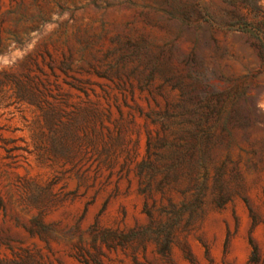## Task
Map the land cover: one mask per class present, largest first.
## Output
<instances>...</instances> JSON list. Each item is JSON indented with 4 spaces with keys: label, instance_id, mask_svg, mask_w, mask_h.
I'll return each instance as SVG.
<instances>
[{
    "label": "rangeland",
    "instance_id": "374dc122",
    "mask_svg": "<svg viewBox=\"0 0 264 264\" xmlns=\"http://www.w3.org/2000/svg\"><path fill=\"white\" fill-rule=\"evenodd\" d=\"M89 26L103 37L102 52L127 36L149 51V66L158 60L151 94L135 92L144 109L145 97L159 102L154 111H173L165 102L180 99L219 101L257 115L264 128V0H0V239L11 248L2 247V264H264L263 172L241 164L247 202L220 208L206 199L195 210L180 207L190 197L175 190L154 191L144 207L134 173L119 179L95 173L86 158L69 162L66 119L59 122L54 106L76 103L77 92L58 70L55 81L47 53L59 60L63 32ZM36 62L52 83L40 100L34 87L45 77ZM71 74L97 92L111 85ZM124 125L118 161L127 157L134 169L145 155V127ZM252 140L264 142V131Z\"/></svg>",
    "mask_w": 264,
    "mask_h": 264
},
{
    "label": "trees",
    "instance_id": "16d2710c",
    "mask_svg": "<svg viewBox=\"0 0 264 264\" xmlns=\"http://www.w3.org/2000/svg\"><path fill=\"white\" fill-rule=\"evenodd\" d=\"M38 19L45 23L41 17L37 16ZM63 35L66 51L61 53V58L58 60L49 53L47 56L55 81L60 78L58 70L64 77L63 83L77 92L76 103L63 101L54 106L59 107L54 108L59 122L61 117L66 119L64 125L69 131L70 144L65 148V155L71 164L77 166L86 158L96 166L95 173L104 169L110 177L116 174L119 179L134 173L139 179V193L145 198L144 207H149L148 200L154 191L165 197L169 190L178 191L184 198L189 195L190 199L179 206L195 210L206 199L220 208L238 197L247 202L243 197L241 164L248 172L264 173V142L252 140L254 134L264 131L257 115L226 110L228 103L225 102L192 99L165 102L173 111H154L151 102L155 107H159V102L153 97L151 102L148 97L144 98L146 110L137 103L135 92L151 94L149 88L159 62L156 60L155 66H149L145 61L149 52L145 46L122 36L110 40L116 45L114 49L102 52L99 43L103 37L95 34L91 26L84 30L76 28L70 36L67 32ZM70 40L74 41L73 45L68 44ZM36 66L45 77L37 78L41 89L34 87L38 92L34 98L40 100L44 92H51L52 83L38 62ZM72 72L105 79L116 93L110 90L111 85H97L100 88L97 92L95 83L80 80ZM187 104L193 107L188 109ZM64 107L69 111H64ZM114 114L117 119H113ZM138 120L145 127V155L131 169L127 157L119 163L117 149L124 142V124L136 125ZM168 203V207H176L171 198ZM156 206L153 202L150 207ZM38 226L45 229L40 223ZM2 247L11 250L9 243L0 239V264L1 257L5 256ZM253 248L256 249L255 245Z\"/></svg>",
    "mask_w": 264,
    "mask_h": 264
}]
</instances>
